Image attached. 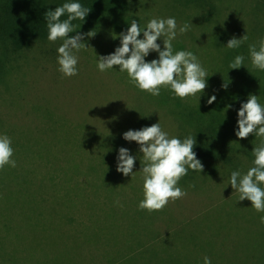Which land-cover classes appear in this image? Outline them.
I'll use <instances>...</instances> for the list:
<instances>
[{
    "label": "rangeland",
    "instance_id": "rangeland-1",
    "mask_svg": "<svg viewBox=\"0 0 264 264\" xmlns=\"http://www.w3.org/2000/svg\"><path fill=\"white\" fill-rule=\"evenodd\" d=\"M126 1L125 19L136 20L142 29L152 18H175L173 50L191 51L198 57L208 72L206 89L181 99L161 87L160 95L154 97L135 87L118 66L100 72L97 57L112 54L120 46L122 31L114 25L117 15L69 34L96 33L91 38L85 35L83 42L94 51L76 53L78 74L73 77L59 71L57 48L62 40L39 42L21 51L0 42V135L12 141L14 168L22 174H36L46 183L45 190L66 199L70 211L91 224L104 244H139L141 255L135 264H204L205 256L211 264H264V224L259 219L264 212L255 211L248 200L239 201L229 184L232 171L246 173L252 167V148L264 138L253 134L239 139L233 133L231 141L218 131L217 141L230 150L238 143L247 152L242 154L246 161L228 164V168L216 160L202 161L201 173L189 169L178 182L187 195L153 212L138 208L144 198L140 146L123 139L129 130L158 122L169 137L177 138L197 133L211 120L228 123L237 131V113L250 94L257 95L264 106V71L252 67L248 50L264 38V6L257 0H211L212 15L204 0ZM184 24L190 27L181 34ZM244 35L248 40L239 48H226L232 37ZM138 39H143V33ZM157 43L164 50L162 37ZM237 55L245 57L244 64L230 69ZM154 59H158L156 52L145 57L146 62ZM213 95L216 100L209 104ZM121 147L136 158L133 174L127 177L116 170ZM181 211L191 218H183ZM163 217L169 226H175L174 222L188 225L184 239H175L177 233L172 240L162 239L166 234ZM7 225L0 220V264L15 262V253H7L9 246L3 249L1 240ZM173 243L178 250L168 254ZM150 246L164 256L144 250ZM22 259L19 263L29 264L28 258ZM96 260L90 258L88 263Z\"/></svg>",
    "mask_w": 264,
    "mask_h": 264
},
{
    "label": "clouds",
    "instance_id": "clouds-1",
    "mask_svg": "<svg viewBox=\"0 0 264 264\" xmlns=\"http://www.w3.org/2000/svg\"><path fill=\"white\" fill-rule=\"evenodd\" d=\"M89 12L90 9L78 2H66L56 7L54 11L45 13L47 39L53 43L58 39L62 40L57 48V63L59 71L65 77L78 74L79 58L76 53L91 48L83 42L85 35L89 38L96 35L95 32L90 31L86 34L69 36L70 33L77 32L72 22L77 19L84 21ZM65 15L67 19L61 20ZM189 27V24H184L179 28V32L183 34L189 30ZM141 33L143 39H138ZM176 36L177 23L173 17L152 18L143 29L136 20H132L127 32L119 35L120 46L114 53L96 56L97 68L100 72H105L118 66L120 72L127 73L135 87L154 97L160 95L161 87L169 88L181 99L195 96L206 89L208 72L191 51L174 52L172 41ZM161 37L164 50H161L157 43ZM247 40V35L240 39L232 37L227 42L226 48L237 49ZM248 50L252 67L264 71V38L256 44H250ZM150 52L158 53V59L146 62L145 57ZM244 59L243 55H237L229 64V68L240 69ZM215 100L216 96L213 95L208 103L212 104ZM237 116L236 137L246 139L249 135L255 134L256 137L264 138V106L258 102L257 95H249L247 102L240 105ZM123 139L136 142L140 146L139 151L143 154L139 172L143 179L144 198L138 204L140 210L161 211L170 200L183 198L187 193L177 187L178 182L187 175L189 169L200 173L203 171V165L193 151L195 138L189 135L181 141L177 137H169V134L162 130L159 122L140 130H129L123 134ZM11 144L10 137L0 135V169L6 165L16 167V161L12 159L14 150ZM252 155L253 166L246 173L232 171L229 184L239 194V201L248 200L255 211L264 212V187H262L264 186V140L254 147ZM135 162L136 158L127 148L119 149L116 168L118 173L126 177L132 175ZM259 219L260 223L264 224V215ZM204 264H211L207 256L204 257Z\"/></svg>",
    "mask_w": 264,
    "mask_h": 264
},
{
    "label": "trees",
    "instance_id": "trees-1",
    "mask_svg": "<svg viewBox=\"0 0 264 264\" xmlns=\"http://www.w3.org/2000/svg\"><path fill=\"white\" fill-rule=\"evenodd\" d=\"M204 1L211 9L208 12L213 15L215 5L211 0ZM66 2H78L90 9L84 21L77 19L72 22L74 29L101 24L106 18L115 15L118 21L114 25L119 31L126 33L130 27V22L125 19L126 0H0V42L10 45L15 51H21L47 41L45 13L54 11ZM256 2L262 4L263 8L264 0ZM65 19L67 15L61 17V20ZM218 131L224 139H234L235 130H231L228 123H217L215 120L205 126L202 124L201 129L191 135L196 140L193 151L197 159L201 162L216 160L224 168H228V164L240 165L246 161L242 154L247 152L238 143H235V148L231 146L234 148L231 151L226 145H221L220 140L217 141ZM187 136L181 134L178 138L183 141ZM249 160L253 166L254 159ZM0 175V220L10 225L5 227L7 231H4L1 240L3 249L9 246L7 253H15V262L11 264H24L19 263L23 261L22 257L28 258L30 261L24 260L29 264H90V258L97 259L93 264H104L106 261V264H135L136 257L141 255L139 244L126 247L104 244L91 224L70 211L72 206L66 199L53 190L50 193L45 190L48 188L46 183L42 179L38 180L36 174H22L6 165L0 169ZM40 193L48 194L42 196ZM178 213V217L182 214L183 218H191L184 215L183 211ZM167 221L164 217L161 221L166 231L162 239H169L176 233L175 239H184L183 233L188 225L174 222L175 226H169ZM172 245L168 254L178 250L177 243ZM144 250H152V255H161L154 246ZM157 256L154 257L158 260Z\"/></svg>",
    "mask_w": 264,
    "mask_h": 264
}]
</instances>
